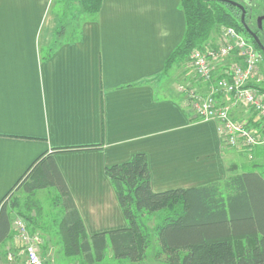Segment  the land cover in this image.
I'll list each match as a JSON object with an SVG mask.
<instances>
[{
    "label": "crops",
    "instance_id": "crops-1",
    "mask_svg": "<svg viewBox=\"0 0 264 264\" xmlns=\"http://www.w3.org/2000/svg\"><path fill=\"white\" fill-rule=\"evenodd\" d=\"M53 8L54 0H0V204L53 154L93 238L128 228L105 169L136 154L148 156L155 193L223 182L231 165L244 172L217 125L194 118L159 80L186 31L181 0H104L72 39ZM240 108L232 117L249 119ZM14 240L0 248L7 259Z\"/></svg>",
    "mask_w": 264,
    "mask_h": 264
},
{
    "label": "trees",
    "instance_id": "trees-1",
    "mask_svg": "<svg viewBox=\"0 0 264 264\" xmlns=\"http://www.w3.org/2000/svg\"><path fill=\"white\" fill-rule=\"evenodd\" d=\"M103 1L80 0L91 22L97 21ZM181 9L186 18V31L181 44L166 61L163 75L171 66L184 63L192 51L205 49L218 27H233L247 35L240 11L231 5L215 0H181ZM64 31L62 28L58 36H63ZM251 42L264 56L257 43ZM261 168L255 165L251 172L241 173L237 165H231L223 182L155 193L148 156L136 154L126 163L105 169L128 228L89 238L55 156L44 155L19 183L27 197L25 204L5 202L13 191L0 204V248L14 237L11 214L15 209L32 226L31 231H37L42 209L34 197L38 191L49 188L56 194L54 203L63 212L60 226L66 253L81 257L84 264L103 262L108 248L116 261L144 262L152 237L147 222L159 213L162 217L154 229L159 242L157 261L264 264V172H260Z\"/></svg>",
    "mask_w": 264,
    "mask_h": 264
},
{
    "label": "built area",
    "instance_id": "built-area-1",
    "mask_svg": "<svg viewBox=\"0 0 264 264\" xmlns=\"http://www.w3.org/2000/svg\"><path fill=\"white\" fill-rule=\"evenodd\" d=\"M188 64L206 86V92L189 86L178 90L194 118L215 123L225 147L249 151L264 146V56L253 43L235 28L223 26L220 42L192 51ZM221 98L230 103L224 104ZM239 106L257 115L260 126L249 119L235 120L231 109ZM12 228L22 247V264H46L43 236L32 232L21 217L13 220ZM8 260L16 262L15 255L10 252Z\"/></svg>",
    "mask_w": 264,
    "mask_h": 264
},
{
    "label": "rangeland",
    "instance_id": "rangeland-1",
    "mask_svg": "<svg viewBox=\"0 0 264 264\" xmlns=\"http://www.w3.org/2000/svg\"><path fill=\"white\" fill-rule=\"evenodd\" d=\"M258 1V0H255ZM54 13L59 21V26L64 27L66 33L70 35V39L78 38L83 24L87 21H90V16L83 11L80 0H54ZM59 27V28H60ZM214 31L209 40V43L220 42L221 28ZM62 43H54L53 46L59 45ZM207 44V45H208ZM189 58V57H188ZM187 60L181 65L175 64L171 66L170 70L164 74L159 80L165 86H170L171 90L176 94L179 93L180 86H189L195 89L203 90L206 92V86L202 84L198 78H196L194 72L189 67ZM188 83L190 85H188ZM161 85L160 89L165 86ZM184 97V96H183ZM185 98V97H184ZM237 108H240L237 107ZM243 112H247L249 115V120L252 123H260L259 118L252 111L248 109H243ZM230 150V157H233V160L239 162L243 165L244 172H251L255 165L262 167L260 172H264V146L256 147L255 151H239L233 150L232 148L226 147ZM259 148V149H257ZM257 149V150H256ZM252 154L255 156L253 157ZM232 160V161H233ZM26 180V179H25ZM24 180V181H25ZM27 181V180H26ZM56 194L52 189H44L37 192L34 197L35 201L40 202V207L42 209L41 216L37 219L38 231L43 236V258L46 264H84L81 257L70 256L66 253V241L64 232L60 226L61 218L63 215L62 209L54 203ZM27 201V197L23 193V185L19 184L13 192L9 195L5 201L8 205L13 202H20L21 205H24ZM17 210L12 211V214H17ZM11 214V215H12ZM162 215V214H160ZM37 217V213L35 214ZM15 218V217H14ZM159 216H154V218L149 219L151 221L149 226L155 227L159 224ZM156 233L151 237V246L147 252V259L142 263L137 264H165L162 261L156 260V255L159 251V242ZM15 243L10 245V252L13 253L16 257V262H10L6 256L0 253V264H22V259L20 253L22 251L21 245L14 240ZM129 260L116 261L113 258L111 248H108L106 251L105 260L97 264H131Z\"/></svg>",
    "mask_w": 264,
    "mask_h": 264
},
{
    "label": "flooded vegetation",
    "instance_id": "flooded-vegetation-1",
    "mask_svg": "<svg viewBox=\"0 0 264 264\" xmlns=\"http://www.w3.org/2000/svg\"><path fill=\"white\" fill-rule=\"evenodd\" d=\"M215 1L231 5L239 10L241 23L247 33L248 40L255 41L256 38L259 40V43H264V0H228L242 7L244 10L226 1ZM255 43L257 42L255 41Z\"/></svg>",
    "mask_w": 264,
    "mask_h": 264
},
{
    "label": "water",
    "instance_id": "water-1",
    "mask_svg": "<svg viewBox=\"0 0 264 264\" xmlns=\"http://www.w3.org/2000/svg\"><path fill=\"white\" fill-rule=\"evenodd\" d=\"M221 1H226V2H228V3H230V4H232V5H236V6H238L237 4H235V3H233V2H231V1H228V0H221ZM240 7V6H239ZM240 8H242V7H240ZM243 9V8H242ZM244 10V9H243ZM255 41L257 42V45H258V47L261 49V51L264 53V47H263V45L261 44V43H259V40L258 39H256L255 38Z\"/></svg>",
    "mask_w": 264,
    "mask_h": 264
}]
</instances>
